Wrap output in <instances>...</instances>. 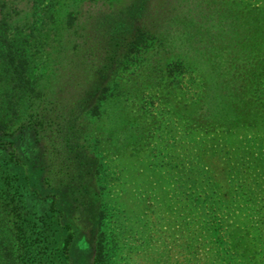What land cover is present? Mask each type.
Returning a JSON list of instances; mask_svg holds the SVG:
<instances>
[{
  "label": "rangeland",
  "instance_id": "1",
  "mask_svg": "<svg viewBox=\"0 0 264 264\" xmlns=\"http://www.w3.org/2000/svg\"><path fill=\"white\" fill-rule=\"evenodd\" d=\"M197 2L0 0V66L13 51L31 81L98 69L119 11L120 38L152 34L80 120L101 196L89 212L105 214L99 228L73 213L75 264H94L100 233L103 264H264V0ZM17 126L0 150L13 141L26 171L45 167L51 137Z\"/></svg>",
  "mask_w": 264,
  "mask_h": 264
},
{
  "label": "trees",
  "instance_id": "2",
  "mask_svg": "<svg viewBox=\"0 0 264 264\" xmlns=\"http://www.w3.org/2000/svg\"><path fill=\"white\" fill-rule=\"evenodd\" d=\"M128 10L112 15L114 39H109L108 48L112 44L115 51L107 50L96 70L83 73L72 61L70 70L31 81L26 73L27 59L17 60L13 51L7 54L9 64L0 66V131L11 135L18 123V128L32 127L37 137H51L53 148L45 167H29V171L24 169L13 141L0 150V264H75L73 247L78 233L73 213L83 207L87 217L95 215L101 227L104 209L89 212L90 205L101 196L93 182L96 158L83 150L90 136L80 120L89 111L97 113L96 103L107 92L104 82L114 63L123 62L125 56L152 38L151 31L144 27H137L128 42L120 38L121 32L125 34L122 27ZM232 13L235 19L243 16L241 12ZM0 30L1 40L4 34ZM121 45L127 52L117 51ZM228 101L222 98L223 103ZM223 112L224 108L219 111ZM100 238L94 264L104 261L102 233Z\"/></svg>",
  "mask_w": 264,
  "mask_h": 264
}]
</instances>
